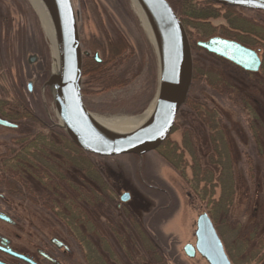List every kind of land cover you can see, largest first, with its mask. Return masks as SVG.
<instances>
[{"label":"rangeland","instance_id":"374dc122","mask_svg":"<svg viewBox=\"0 0 264 264\" xmlns=\"http://www.w3.org/2000/svg\"><path fill=\"white\" fill-rule=\"evenodd\" d=\"M166 1L186 32L192 81L164 143L141 157L103 159L81 151L88 158H73L76 171L68 174V182L59 184L61 191L55 195L60 214L42 209L58 206L46 205L45 200L52 199L39 181L24 178L27 190L18 197L11 193L18 185L0 186V203L18 210L29 235L40 231L46 243L62 242L71 252L67 264H106L109 254L119 256L118 263L124 264L139 250L140 264H150L154 236L160 242L158 256L166 264H206L198 256L188 259L183 247L194 245L196 220L201 214L210 219V212V221L237 264H264V62L249 76L198 47L221 38L256 51L262 63L264 12L221 7L206 0ZM71 4L83 53L81 93L86 110L96 118L141 117L156 101L160 61L131 2L71 0ZM29 57L36 62L28 64ZM57 72L50 41L29 1L0 0V98L8 97L10 83L17 93L21 78L25 89L26 83L33 84L26 119L13 131L0 127V155L5 147H43L51 131L65 133L54 109L53 89L46 85ZM246 98L263 120L260 131L250 109L245 112L240 107ZM208 109L220 113L216 120L222 124L231 156L224 184L217 183L225 177L212 167L214 174L196 180L189 157L184 155L188 165L182 169L178 156L182 147H190L185 139L193 138L190 133L195 137L191 147L200 155L207 153L201 116ZM250 128L258 129V144ZM6 133L22 140L11 143ZM123 194L129 196L125 203L120 200ZM68 201L76 209L73 222L63 208Z\"/></svg>","mask_w":264,"mask_h":264},{"label":"water","instance_id":"95a60500","mask_svg":"<svg viewBox=\"0 0 264 264\" xmlns=\"http://www.w3.org/2000/svg\"><path fill=\"white\" fill-rule=\"evenodd\" d=\"M55 27L59 70L46 85L54 92V109L69 141L85 154L99 158L141 157L156 151L172 131L176 116L184 105L192 81V59L186 32L166 0H139L158 36L160 79L155 108L149 120L135 132L117 138L108 137L86 110L81 93L82 56L76 18L71 0H43ZM214 5L246 11L264 12V0H206ZM208 54L230 62L247 73H257L261 66L256 51L236 42L212 38L198 43ZM161 53V54H160ZM34 57L28 58L32 64ZM30 87V83H29ZM0 126L14 128L0 120ZM128 195L124 194V202ZM184 255H196L206 264H230L207 214L195 223L194 245L183 247Z\"/></svg>","mask_w":264,"mask_h":264},{"label":"flooded vegetation","instance_id":"af4514ba","mask_svg":"<svg viewBox=\"0 0 264 264\" xmlns=\"http://www.w3.org/2000/svg\"><path fill=\"white\" fill-rule=\"evenodd\" d=\"M23 82L24 81L21 78V81L17 86V88H19L20 90H17V93H14L12 91V83H10L9 91L5 92V96L8 97H5V99L0 98V120L14 126V128H6L0 126L6 130H16V128H18L17 125L19 121L26 119L28 95H30L29 93H31L32 91L33 84L32 82L26 83L25 89L23 86ZM6 138H8L11 143L15 144L22 140L19 137H16V139H14L12 136L7 135V133ZM30 151L33 152L34 149H32V147H5L3 154L0 155V186H2V184L3 186L7 185V183L11 185H18L16 190L14 191L15 193L11 192L15 197L20 196L18 195V193H21L26 188V182L24 178L29 177V179L32 180L33 183H39L37 181L38 179L36 180L35 177L24 174L25 171L23 168L25 166H28L27 160L25 159L28 155L32 154ZM206 154H208V152H205L203 155ZM43 190L44 192L46 191L44 187ZM47 196H52V193L49 192ZM42 209L45 210V212H49L47 209ZM17 211V209L13 208L10 205L4 206L2 203H0V264L71 263V252H69V250L62 242L56 239H51L46 243L43 235H40V231L33 230L34 232L29 235V233H27V231L23 229L25 227H23L22 223H20V215ZM217 235H219V233H217ZM218 237L222 241L220 235ZM222 246L230 264H233V256L230 252H227V247L226 245H223V241ZM107 259L108 263L106 262V264H115L109 259V257H107ZM139 259L140 256L137 255L132 261H127L124 264H140ZM117 262H119V257ZM150 264L152 263L150 262Z\"/></svg>","mask_w":264,"mask_h":264},{"label":"trees","instance_id":"16d2710c","mask_svg":"<svg viewBox=\"0 0 264 264\" xmlns=\"http://www.w3.org/2000/svg\"><path fill=\"white\" fill-rule=\"evenodd\" d=\"M228 13H232V11H230V9L228 10ZM255 37V36H254ZM264 61H262L263 64ZM261 64V65H262ZM245 73V72H244ZM248 74V73H246ZM249 76H251L252 74H248ZM264 76V75H262ZM21 81V80H20ZM247 98L244 99L241 102V106L243 108V110H245V112H248L247 110L250 109V112L252 113V118L254 117V121L256 119V126L259 125V131L261 129V127H263V120L259 117V114L256 113L255 108L253 107V103L251 102H247ZM247 104V106H246ZM28 113V111H27ZM220 113L216 110L211 111L210 109L208 110H203L202 113V118L203 121H201L203 123V128L206 130V142H207V149H208V154L206 155H200L198 153L196 149V147H191L192 146V141L194 137V133H190L191 136L193 138H189V135H187L185 137V139L188 140L190 147H182V153H180L178 156L180 157V163H181V167L182 169H187V162L184 160V155L186 154L189 159H190V164L192 166V175L194 176V178L197 180L198 177H200L201 175L206 176V175H211L214 174L212 169L210 170V168L212 167L213 169L217 168L219 171V176H224V174L229 173V168H231L232 163H231V156L229 155V151H228V144L227 141L225 139V133L222 129V124H219L221 122L218 123V121L216 120V117L219 116ZM257 116V117H255ZM254 130V131H253ZM250 128V133L252 138H255L256 135L258 134V129H253ZM56 134V135H55ZM52 137L54 138H58L59 143L54 142L53 138L50 141V139ZM50 137L48 136L49 140H46L48 142L47 145H40L39 147H32V149H34V151H30L32 154L28 155L27 158L25 160H27L28 166H25L23 169L25 171V175L28 176H33L35 177V179L37 181H39L41 184H43L42 186L46 189L45 192H50L52 193V196L49 197V199H52L51 202H47L45 200L46 205H56L58 207H54V208H48L46 207V209L54 214L59 213V210L62 209L61 207H59L60 205L57 204L55 202L56 200V193H60L59 191H61L59 189V184L62 182H68V174L71 171H76L73 167V165L75 164L73 162V158L76 156H80L83 159L88 158V156H83V154L81 153V151L79 149H77L76 147H74L73 145H71V142L68 140V138L66 137V135L62 132L55 133L52 132L50 133ZM191 140V141H190ZM259 139L255 138V142L258 144ZM43 141V140H42ZM263 144H264V139L262 140ZM195 142V140H194ZM185 143V142H184ZM58 144V145H57ZM261 144V143H260ZM172 148V147H170ZM261 149V147H258V149ZM173 151V149H171ZM177 151V150H176ZM39 153V154H38ZM50 155H56L58 156L59 160H55V159H50ZM178 157V159H179ZM250 159V158H249ZM251 160V159H250ZM175 169V167L173 168ZM203 170V173L202 172ZM75 174V173H74ZM225 177V176H224ZM223 177V178H224ZM88 178V177H87ZM229 177H225L224 179H218L217 183H225V180H228ZM205 180V179H203ZM201 182V181H198ZM203 182V181H202ZM76 184V182H75ZM85 186V185H84ZM226 188V187H225ZM27 190V188H25ZM90 189H88L87 191H89ZM12 193H15L14 191H12ZM20 194V193H19ZM31 197V196H30ZM62 197L66 198V196L63 194ZM67 199L68 195H67ZM225 199L223 196L220 199L221 202L222 200ZM40 201L44 202V199L40 198ZM220 202V203H221ZM71 201H68L66 204L68 205V207H63L65 209V215L69 216L71 218V221L73 222L75 220L74 218V212L76 209H72L70 207L71 205ZM60 214V213H59ZM73 215V217H72ZM210 219H213V214L210 212ZM257 229V227L255 228ZM258 232V231H257ZM255 232V233H257ZM154 235V234H153ZM253 236V235H252ZM155 244L154 248H151V259L150 262L152 263V260H154V263L152 264H166L164 261H162L159 258V252L157 250V244L159 245V239L154 236V238H151ZM88 243L87 248L91 247V245ZM86 243V244H87ZM242 242L240 241V244ZM243 246H245L244 243H242ZM228 253L230 252L229 250L227 251ZM107 256H110L109 259L111 261H113L115 264H118V257L114 254H109ZM106 256V257H107ZM139 256H140V250H139ZM234 259V257H233ZM87 260V258H86ZM131 260V259H130ZM156 261V262H155ZM233 261V260H232ZM233 264H237L236 261L233 262Z\"/></svg>","mask_w":264,"mask_h":264},{"label":"bare ground","instance_id":"6f19581e","mask_svg":"<svg viewBox=\"0 0 264 264\" xmlns=\"http://www.w3.org/2000/svg\"><path fill=\"white\" fill-rule=\"evenodd\" d=\"M32 8L38 14L42 27L45 31L47 38L50 41L51 48L53 51V55L56 57V67L59 70V50H58V42L55 32V27L51 20L49 10L43 0H28ZM131 2V6L135 10V13L138 15L142 28L145 31L150 43L154 48L155 53H157V57H161L159 55V44H158V36L153 26L150 24L149 20L146 17V14L143 11L139 0H129ZM161 54V53H160ZM35 61V60H34ZM32 63H35V62ZM28 63V60H27ZM30 64V63H28ZM154 101L145 114L141 117H118V118H102V117H94L92 116L96 125L105 132V134L110 138L122 137L125 135H129L132 132H135L137 129L141 128L152 115L155 108ZM220 239V238H219ZM221 241V240H220ZM222 243V241H221Z\"/></svg>","mask_w":264,"mask_h":264}]
</instances>
